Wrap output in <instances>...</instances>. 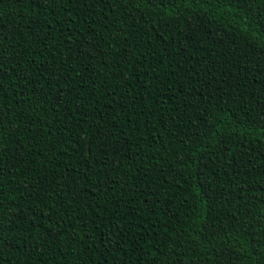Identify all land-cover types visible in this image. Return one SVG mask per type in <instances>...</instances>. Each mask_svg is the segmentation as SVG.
Returning <instances> with one entry per match:
<instances>
[{"label":"trees","instance_id":"trees-1","mask_svg":"<svg viewBox=\"0 0 264 264\" xmlns=\"http://www.w3.org/2000/svg\"><path fill=\"white\" fill-rule=\"evenodd\" d=\"M0 264H264V0H0Z\"/></svg>","mask_w":264,"mask_h":264}]
</instances>
